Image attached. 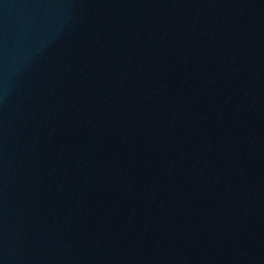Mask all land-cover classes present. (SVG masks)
<instances>
[{
	"label": "water",
	"instance_id": "1",
	"mask_svg": "<svg viewBox=\"0 0 264 264\" xmlns=\"http://www.w3.org/2000/svg\"><path fill=\"white\" fill-rule=\"evenodd\" d=\"M0 264H264V0H0Z\"/></svg>",
	"mask_w": 264,
	"mask_h": 264
}]
</instances>
